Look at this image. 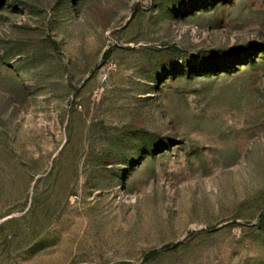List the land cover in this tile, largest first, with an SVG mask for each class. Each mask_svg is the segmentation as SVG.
Masks as SVG:
<instances>
[{
  "label": "rangeland",
  "instance_id": "1",
  "mask_svg": "<svg viewBox=\"0 0 264 264\" xmlns=\"http://www.w3.org/2000/svg\"><path fill=\"white\" fill-rule=\"evenodd\" d=\"M0 264H264V0H0Z\"/></svg>",
  "mask_w": 264,
  "mask_h": 264
},
{
  "label": "water",
  "instance_id": "2",
  "mask_svg": "<svg viewBox=\"0 0 264 264\" xmlns=\"http://www.w3.org/2000/svg\"><path fill=\"white\" fill-rule=\"evenodd\" d=\"M1 222V221H0Z\"/></svg>",
  "mask_w": 264,
  "mask_h": 264
}]
</instances>
